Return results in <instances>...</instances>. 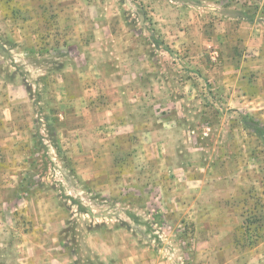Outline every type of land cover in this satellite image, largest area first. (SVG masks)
<instances>
[{"label": "rangeland", "instance_id": "obj_1", "mask_svg": "<svg viewBox=\"0 0 264 264\" xmlns=\"http://www.w3.org/2000/svg\"><path fill=\"white\" fill-rule=\"evenodd\" d=\"M255 26L264 0H0V264H264Z\"/></svg>", "mask_w": 264, "mask_h": 264}, {"label": "crops", "instance_id": "obj_2", "mask_svg": "<svg viewBox=\"0 0 264 264\" xmlns=\"http://www.w3.org/2000/svg\"><path fill=\"white\" fill-rule=\"evenodd\" d=\"M253 30H255V39H253L252 42L250 44H248V46H249L248 53H250L249 59H251L254 62V65L256 66V68L259 69L261 74L264 76V27L255 26L253 28ZM134 53L135 52H133V54ZM128 68L132 72V77L130 79L131 85L133 84L134 88L136 89V90H134V92L131 93L129 99H131V101L133 100L134 103H136V102L143 103L142 106L144 107L146 101L150 98V96L145 90V85H146L145 81L142 83L143 88L140 89V83H141L140 80L141 79L137 78V73H136L137 70L140 69V67L138 64L133 63V64H129ZM119 92L120 93H118V95H119L118 96V99H119L118 102L120 103V101L123 99V95H122L121 91H119ZM255 97L262 104H264V81L260 85L259 93ZM117 105L120 106V104H117ZM139 107H140V105H139ZM133 109H134V107H133ZM144 110H145V108H141V111H144ZM121 114H123V113H121ZM125 118H128L127 115L125 116ZM116 251H117V249H116ZM126 257H127V254H126ZM120 258L122 261L120 264H125L127 262L124 255H120ZM133 264H136V263H133Z\"/></svg>", "mask_w": 264, "mask_h": 264}, {"label": "trees", "instance_id": "obj_3", "mask_svg": "<svg viewBox=\"0 0 264 264\" xmlns=\"http://www.w3.org/2000/svg\"><path fill=\"white\" fill-rule=\"evenodd\" d=\"M159 45L160 44L157 43V44H155V47H158ZM42 80L47 82V78H44V79L42 78ZM240 120H241V123L244 126V128L247 131L251 132L253 135H255L262 142L263 149H264V124H262L261 121L253 118L250 115H241ZM73 202L75 205H77L79 212L86 214V211L82 207V205H78L76 203V201H74V200H73ZM135 220H137V219H135Z\"/></svg>", "mask_w": 264, "mask_h": 264}]
</instances>
